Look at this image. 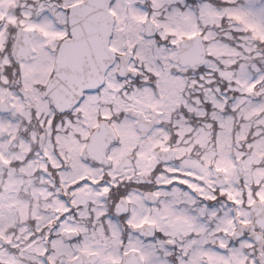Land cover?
Instances as JSON below:
<instances>
[{
    "label": "snow or ice",
    "instance_id": "snow-or-ice-1",
    "mask_svg": "<svg viewBox=\"0 0 264 264\" xmlns=\"http://www.w3.org/2000/svg\"><path fill=\"white\" fill-rule=\"evenodd\" d=\"M0 264H264V0H0Z\"/></svg>",
    "mask_w": 264,
    "mask_h": 264
}]
</instances>
